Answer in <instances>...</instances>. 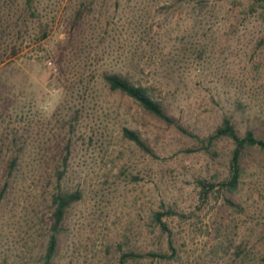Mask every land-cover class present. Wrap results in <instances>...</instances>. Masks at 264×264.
Masks as SVG:
<instances>
[{
  "label": "rangeland",
  "instance_id": "obj_1",
  "mask_svg": "<svg viewBox=\"0 0 264 264\" xmlns=\"http://www.w3.org/2000/svg\"><path fill=\"white\" fill-rule=\"evenodd\" d=\"M252 2L32 0L28 9L26 0H0L7 27L0 36V158L23 148L26 173L1 207L0 263L33 262L43 252L52 175L69 142L61 186L80 188L83 198L68 216L59 264H119V253L106 250L117 243L171 255L125 264H264V154L254 150L246 161L236 196L243 212L236 213L216 189L202 196L196 185L226 177L229 141H219L216 154L195 151L194 138L110 93L100 79L117 71L153 88L200 138L225 115L243 132L264 121V12ZM78 9L83 17L75 21ZM82 77L90 98L71 130L72 92ZM124 127L138 131L154 156L122 138ZM166 210L174 250L151 222L153 212Z\"/></svg>",
  "mask_w": 264,
  "mask_h": 264
},
{
  "label": "trees",
  "instance_id": "obj_2",
  "mask_svg": "<svg viewBox=\"0 0 264 264\" xmlns=\"http://www.w3.org/2000/svg\"><path fill=\"white\" fill-rule=\"evenodd\" d=\"M26 3L28 9H30L32 0H26ZM252 6L254 8H260L264 12V0H253ZM82 17L83 11L82 9H78L74 15L75 21ZM4 30L7 31V27L0 22V36L5 33ZM100 79L110 93L119 94L133 100L146 114L164 123L168 127H174L182 134L194 138L198 145L195 151L216 154L213 147L221 140L229 141L232 145V149L229 154L226 177L217 183H211L200 179L196 181V185L200 188V194L202 196L216 189L217 193L221 195L224 207L232 209L236 213L243 212L241 204L236 201V196L245 175L246 161H250L248 159L252 156L254 150H258L264 154V121H260L258 124H248L244 131L241 132L238 129L234 117L232 115H225L221 118L219 125L211 134L200 138L178 123L169 113L165 103L153 95V88L136 84L129 76L117 71H105L100 75ZM78 81L76 92H72V95L77 97V99L74 98L75 109L71 111L68 119V125L71 130L81 118V112L85 109L87 102H89L88 98H90L88 83L84 81L83 77ZM121 134L122 138L131 142L144 154L154 156L149 144L138 131L124 127L122 128ZM13 144H17L15 138H13V141L9 142V146ZM70 152L71 145L68 142L64 146V152L59 157V163L55 167L52 175L55 180V185L51 190L49 204L47 206L49 215L46 223L43 252L39 256L33 258V262H30L28 258L25 261L20 260L18 264H59L61 244L64 237H67L65 235L67 233L68 216L73 207L83 198V191L80 188H67L61 186V182L67 177ZM25 178L23 148H17L7 159L0 158V211L3 204L17 193V184L23 182ZM172 213L173 212L170 210L155 211L151 215V222L159 228L163 235L166 234L168 238L167 245L169 249L174 250L171 232L163 220L164 217H168L172 215ZM122 244L123 243H117L114 244V246L110 245L106 247L109 254L116 256L119 253V264H125L129 261L137 262L144 259L159 261L171 259V255L169 256L166 253L157 251L137 252L132 248L123 250ZM241 248H243L241 244L234 247L237 257L242 255ZM262 262H264V257L262 258ZM0 264H14V262L9 263L7 259L3 258Z\"/></svg>",
  "mask_w": 264,
  "mask_h": 264
}]
</instances>
